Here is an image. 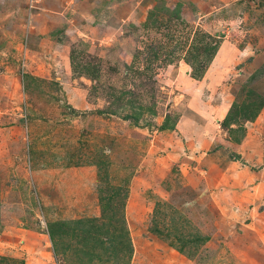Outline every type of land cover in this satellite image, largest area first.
I'll return each mask as SVG.
<instances>
[{
    "label": "rangeland",
    "instance_id": "374dc122",
    "mask_svg": "<svg viewBox=\"0 0 264 264\" xmlns=\"http://www.w3.org/2000/svg\"><path fill=\"white\" fill-rule=\"evenodd\" d=\"M0 264H264V0H0Z\"/></svg>",
    "mask_w": 264,
    "mask_h": 264
}]
</instances>
